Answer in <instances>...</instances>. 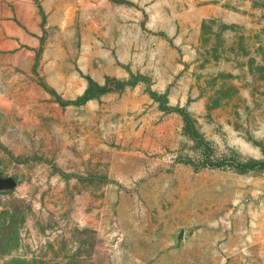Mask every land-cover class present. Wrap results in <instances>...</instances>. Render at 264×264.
<instances>
[{"label":"rangeland","instance_id":"rangeland-1","mask_svg":"<svg viewBox=\"0 0 264 264\" xmlns=\"http://www.w3.org/2000/svg\"><path fill=\"white\" fill-rule=\"evenodd\" d=\"M262 165L264 0H0V264H264Z\"/></svg>","mask_w":264,"mask_h":264},{"label":"trees","instance_id":"trees-1","mask_svg":"<svg viewBox=\"0 0 264 264\" xmlns=\"http://www.w3.org/2000/svg\"><path fill=\"white\" fill-rule=\"evenodd\" d=\"M140 83H144L146 85L150 84V80L148 78H145L141 75L132 76L129 81L126 82H118L116 84L117 89L119 90H125L128 87H135ZM108 92V88L101 87L99 84L95 83L93 80H89V85L84 93L83 96L79 97L74 102H68V105H85L89 103L90 101L94 100L95 98L102 96ZM150 96L154 101L159 103V107L162 111L168 112V113H175L178 114L186 124V129L189 133L194 134V124L192 122V119L188 115L187 111L181 108H174L170 105L168 94H159L157 92H154L152 90L149 91ZM256 165H252L249 168H255ZM261 166V165H258ZM262 168H264V165H262Z\"/></svg>","mask_w":264,"mask_h":264}]
</instances>
